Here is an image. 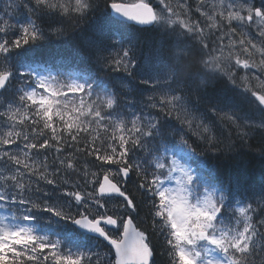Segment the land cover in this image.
Masks as SVG:
<instances>
[{
  "label": "snow or ice",
  "instance_id": "snow-or-ice-1",
  "mask_svg": "<svg viewBox=\"0 0 264 264\" xmlns=\"http://www.w3.org/2000/svg\"><path fill=\"white\" fill-rule=\"evenodd\" d=\"M89 18L88 68L25 55ZM257 133L264 0H0V264H264V188L197 151Z\"/></svg>",
  "mask_w": 264,
  "mask_h": 264
},
{
  "label": "trees",
  "instance_id": "trees-1",
  "mask_svg": "<svg viewBox=\"0 0 264 264\" xmlns=\"http://www.w3.org/2000/svg\"><path fill=\"white\" fill-rule=\"evenodd\" d=\"M100 2L103 5V0ZM95 15L99 17L101 12H97ZM94 35L91 18L79 23H69L66 25L64 37L47 41L25 55L40 62L59 61L69 69L83 70L90 66L89 43ZM138 35L142 41V50L147 53L156 43V34L151 30H143ZM197 151L204 153L205 163L215 169L225 181L231 182L242 176L249 195L255 192L257 193L256 198L259 199V192L264 188V134L257 133L251 140H245L243 143L237 141L235 149L231 152L211 153L207 152L202 145L197 148ZM193 166L195 167V165ZM132 187L133 194L139 197L140 194L135 192L134 185ZM147 213L148 205L146 202H142L139 215L133 214L136 216L137 225L142 230L148 226V221L145 220ZM261 216H264V213L257 216V219ZM152 241L156 246V264H167L163 237L159 234L153 235ZM93 242V240L87 241L89 244Z\"/></svg>",
  "mask_w": 264,
  "mask_h": 264
}]
</instances>
